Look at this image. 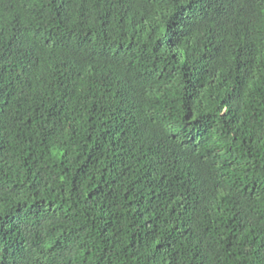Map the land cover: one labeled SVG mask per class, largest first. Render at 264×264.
<instances>
[{
	"label": "trees",
	"instance_id": "trees-1",
	"mask_svg": "<svg viewBox=\"0 0 264 264\" xmlns=\"http://www.w3.org/2000/svg\"><path fill=\"white\" fill-rule=\"evenodd\" d=\"M0 264H264V0H0Z\"/></svg>",
	"mask_w": 264,
	"mask_h": 264
}]
</instances>
